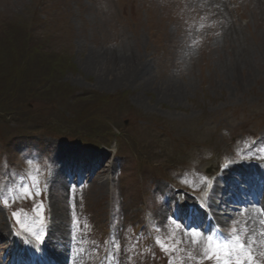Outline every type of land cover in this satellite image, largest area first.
<instances>
[{
	"label": "rangeland",
	"instance_id": "obj_1",
	"mask_svg": "<svg viewBox=\"0 0 264 264\" xmlns=\"http://www.w3.org/2000/svg\"><path fill=\"white\" fill-rule=\"evenodd\" d=\"M94 56L141 63L150 84L119 68L124 77L99 76ZM71 149L117 151L105 181L72 193L69 218L87 226L74 235L91 246L79 264L117 235L120 264L137 240L145 254L135 264H169L153 241L174 229L158 217L162 201L206 205L213 168H264V0H0V196L15 198L13 185L37 169L42 188L35 201L0 205L2 229L23 209L21 223L39 232L42 202L45 238L50 200L67 203L44 166Z\"/></svg>",
	"mask_w": 264,
	"mask_h": 264
},
{
	"label": "snow or ice",
	"instance_id": "obj_2",
	"mask_svg": "<svg viewBox=\"0 0 264 264\" xmlns=\"http://www.w3.org/2000/svg\"><path fill=\"white\" fill-rule=\"evenodd\" d=\"M211 27V25H207ZM205 25H201L204 28ZM195 46V44L193 45ZM255 158V157H250ZM264 159V155L259 157ZM40 170L37 169L36 175L25 173L26 182H21L19 185H13L12 193L15 198H10L9 194L5 192L3 196H0V205L10 208L12 204L18 203L21 200H33L35 201L37 196L42 193L40 185ZM207 189L212 188L211 181L205 184ZM208 192L203 194V197L207 199ZM33 211L40 224L39 232L33 231V229L25 227L21 223V213L23 209L13 211L11 213L12 219L24 232L32 235L37 241H41L45 235L46 229V209L43 203L36 204ZM259 217L258 219L256 217ZM243 219H233L231 226L227 231L216 229L211 235H204L201 231H192L184 233V238L177 239V233L180 231L181 225L176 223L173 219L171 223L174 225V229L171 230L166 238L160 236H154V243L161 251L169 256V264H205L206 261L214 262V264H264V211L261 209H252L250 214L241 213ZM187 217V214L185 215ZM195 220V217H192ZM255 221L256 227H250L252 221ZM74 228L80 229L87 227L80 225L78 218L73 216ZM155 232L159 233L160 228L156 227ZM19 234V233H18ZM75 235L73 239H75ZM106 243L110 244L111 251L106 252L103 260L104 264H120L119 256L122 251L121 244L119 242V236L110 238ZM187 244V247L182 245ZM140 240H137L134 244H131L126 253L128 264H135L137 256H143L145 253L139 250ZM83 249H80V253H83ZM98 252V249L94 250V254ZM177 253L182 254L180 258L174 259Z\"/></svg>",
	"mask_w": 264,
	"mask_h": 264
},
{
	"label": "bare ground",
	"instance_id": "obj_3",
	"mask_svg": "<svg viewBox=\"0 0 264 264\" xmlns=\"http://www.w3.org/2000/svg\"><path fill=\"white\" fill-rule=\"evenodd\" d=\"M92 58L94 59V63L89 62V64H90L89 69H94V71L97 74H99V76L100 75L101 76H104L106 74L105 72H108L109 75H111L112 72L113 73L116 72V74H118L119 76H121V77L123 76L124 77L125 72L123 73V72H120V71H122V70L123 71H127L126 74H128V73L129 74H132V73H135V71H136L139 74L135 75L133 78H138V77H141L142 78L140 80V83H141L140 84L141 85L140 87H142L144 85V83H145V86H146V84H150L149 83L150 82V79L148 78V75L146 74L147 72H145V69L142 67V64L141 63H138V64H135L134 65L133 60H130V59H125L124 60V58H121V59H118V58L112 59L111 58L110 60H108L105 57H100V56L99 57L94 56ZM95 63H97V64H95ZM106 66H107V68H106ZM116 69H118L120 71H116ZM115 76L116 75H111V76L106 77V78H111V77H112V79L118 78V77H115ZM144 76H146V78ZM121 77H119V78H121ZM130 78H132V75L130 76ZM66 152L67 153H71L72 152L71 154H66L65 155L66 161H68L70 163L73 162L74 159L77 156H80L79 151L76 150V149H71L70 151H66ZM105 156H106L105 153H96V154L93 153V154H90L89 157L91 159H94L93 165L92 164H90L89 166H86L85 165L83 167V170L81 172H79V173H81L82 176L85 175V174H87L88 176H90L89 172H87V171H88V169H90L91 167L94 166V167H96V169L97 168H100V171L98 170V172H100V174L98 176H102V175L105 176L102 179L103 181H105L107 179L106 175L109 174L108 169H110L112 167V163L109 164V162L103 161V159H104ZM250 172L251 171L248 168L236 169L234 171V174H235L234 176L237 177L238 179H241V178H239L240 176H243L246 173L248 174ZM259 176H260V180H261V182H260L261 189H259L258 186L257 187L255 186L256 181H255V183L248 184L247 182L245 183V181L243 180L242 184L244 183L245 184V187H248V191H247V193H244V196H242L244 198L242 201L240 199H236L235 200V203L236 202H239L240 204H244L245 198L247 199L249 197L247 194L250 195L251 186L255 187V189L257 191H259L256 194V198H252L250 200V203L248 202L247 203L248 205L246 204L247 206H245L246 207L245 209H247V210L251 208L250 210H248L249 214H250V211L252 209H255L256 208V207L250 206L249 204H252L253 206H257V205H254L256 202H257V204L259 203V206H261L263 208V211H264V184L262 183V182H264V172L261 173L259 171ZM219 179H220V177L217 176V178L215 180H219ZM238 179H236L234 182L232 181V183L234 185L233 188H234L235 192L239 189V184H237V180ZM62 181H63V176L62 175H59V174H56V177H55V180H54V183H53L56 186V190L59 189V186L61 185ZM217 195H218V193H217ZM163 202L167 203L168 201L167 200H164ZM169 202H171V201L169 200ZM209 202L212 204V207H214V208L215 207H217V208H220V207L221 208H226L227 207V206H225L224 200L219 201V199H218V201H215V202L212 201V200H210ZM51 203H53L52 200H50V207L52 209V212L54 214V217H56V219L58 221H60L58 225H62L63 221H65V218L62 216V212H61V209L62 208H60V210H59L54 204L51 205ZM228 205H231V204L228 202ZM178 207H179L180 211L177 210L176 212H178L179 217H180V220H182L185 217L186 214H187V216L189 214L190 215H193L191 213L192 211H190L189 209H187L184 205L178 206ZM204 214L206 216H208V217H211L212 218V221L221 222L220 219L218 218V216L214 215L212 212L204 211L203 215ZM256 218L258 219L259 217L257 216ZM252 222H255V221L253 220ZM59 232H61V230ZM64 235H65V230H64V233L62 234V237H64ZM60 242H61V240L58 239V240L54 241L53 248L46 245L40 251H34L35 252V255L34 256H36V254L38 252H40L38 254V258L39 259H42V258H46L47 257V258L52 259V261L60 262L62 260V253L59 252L58 250H56V248H55V245L59 244ZM7 244H8V241H6L4 239V237L1 235V232H0V247H3V248H0V252L2 254H5L6 252H9L10 253L11 248H9V246H7ZM16 251L19 252V248H17ZM23 254L21 253L18 256H20V257L21 256H25V254H27V251H24Z\"/></svg>",
	"mask_w": 264,
	"mask_h": 264
}]
</instances>
